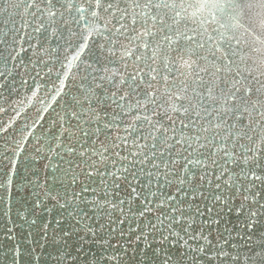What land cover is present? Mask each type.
Returning <instances> with one entry per match:
<instances>
[{
	"label": "snow or ice",
	"instance_id": "obj_1",
	"mask_svg": "<svg viewBox=\"0 0 264 264\" xmlns=\"http://www.w3.org/2000/svg\"><path fill=\"white\" fill-rule=\"evenodd\" d=\"M21 7L0 36V89L19 95L29 51L48 71L0 105L16 117L0 122V264H264V71L249 63L264 0H3L0 13ZM42 99L17 127L15 105ZM37 158L51 183L33 179Z\"/></svg>",
	"mask_w": 264,
	"mask_h": 264
},
{
	"label": "water",
	"instance_id": "obj_2",
	"mask_svg": "<svg viewBox=\"0 0 264 264\" xmlns=\"http://www.w3.org/2000/svg\"><path fill=\"white\" fill-rule=\"evenodd\" d=\"M0 3H3V0H0ZM10 11L12 12V16L11 17H9L8 14L0 13V36H2L3 32L8 31L9 29L13 28L14 26L16 28H20L21 27L22 19H21L20 13L23 12V7L19 8V9H13V10H10ZM189 11H191V9ZM6 20H8V23H5ZM13 21L15 22V24L13 23ZM27 30L31 31V29H27ZM249 39L251 40L253 38L249 37ZM25 47H27V45H25ZM256 47L259 48L260 51L259 52H252L250 54V61H249L250 67H252L254 74H257L260 71H264V46L257 44ZM0 49H2V46H0ZM84 55H85L86 59L89 58L87 56V54H84ZM24 59H25V64L27 65V68H22L19 65H16L14 67V71H13V74L16 77L15 85L19 89V95H17L16 93H13L11 96H9L7 89H0V105L4 106L6 108L8 107L9 103H12V102L18 101V100L19 101H23L25 95H30V93H27L25 88L20 87L21 78L27 80L28 81V85H30V86L33 84V79L34 78H35L36 83L40 84L41 81L44 79L45 74L48 71L46 68L43 67V64H40V65L36 66L35 67V71H33V65L35 64L36 58L32 56L31 51H29L24 56ZM29 59L32 60V63H28ZM45 59H47V57H45ZM9 66L13 67L11 64ZM50 67H51V65H50ZM59 70H60V65L56 64L55 68L53 69V73H52L53 78L55 77L56 72L59 71ZM25 72H28L31 75H25ZM36 72L40 73L39 77H36ZM17 73H18V75H17ZM262 78H264V77H262ZM4 82L5 81L0 80V83H4ZM41 87H42V85H41ZM68 90L69 91H73V85L71 84V82L68 83ZM39 95L44 96V93L41 91L39 93ZM6 98L8 100V103H5V99ZM262 99H264V97H262ZM43 103H44V100L42 99L40 101V103H38L36 105V108H32L31 107V103H24L23 106H21L19 103H17L15 106L17 108L21 109V115L18 118L19 123H18L17 127H22L23 126L24 121H25V116H24L25 112L28 113V117H29L28 123H31V117L35 114L37 108H39L40 105L43 104ZM8 115H13L14 116V114L11 112V109H9V114ZM8 115H4L3 113H0V122L8 121ZM44 115L46 116V122L44 124V130H46L49 127V124H48L47 121L50 120L51 117H47V114H44ZM14 119H16L15 116H14ZM28 131H35L36 135H41V131L42 130L39 127H37L36 129H28ZM120 134L123 135L122 132ZM113 135H115V132L113 133ZM8 138L11 139V136H9ZM41 138L43 139V137H41ZM35 143H36V140L35 139H31V142L28 144V148L31 149L32 145H34ZM2 147H3V138L0 137V148H2ZM48 163H49V161L43 160L42 158H37V160L32 165L33 170L36 172V176H34L33 179L38 180L40 183H43L45 180H48V182L51 183V169H48L47 171L45 170V164H48ZM63 166L67 167L66 164L63 165ZM77 171H79V170H77ZM79 179L83 180V181H85L87 183H90V181H88L87 178L84 177L83 175H80ZM93 186H95V185H93ZM126 187L127 186L123 185V182H122V190H121V193H120L121 198H125V199L127 198L126 192H125ZM153 187H155V185H153ZM72 189L77 190V191L79 190L77 185H72ZM169 191L175 193V188L173 187V188L169 189ZM205 194L206 195H210L211 194V189H208L205 192ZM23 195H25V194H23V193L19 194L17 196V199H20L21 196H23ZM28 199H31V197L29 196ZM195 203H199L201 208H203V206H204V202H202V201H196ZM51 206L52 205L49 204V207H51ZM41 215H43L44 218L47 219V220H52L53 217L55 216V212L52 215H49L47 212H42ZM15 218H16L15 215H13V219H15ZM96 219L100 220V216L98 215L96 217ZM102 222L105 223V224H108V220L107 219H104ZM197 222L198 223L200 222V218L199 217L197 218ZM3 224H4V221L0 220V228L3 227ZM112 226L117 228V229H119L121 227V225H119V224H115V225H112ZM123 227L125 228V230H127L128 225L125 224Z\"/></svg>",
	"mask_w": 264,
	"mask_h": 264
}]
</instances>
